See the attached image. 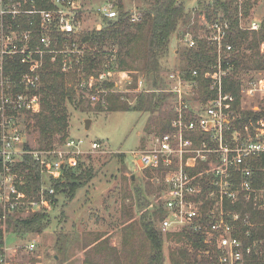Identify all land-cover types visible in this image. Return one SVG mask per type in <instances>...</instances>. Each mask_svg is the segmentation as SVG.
<instances>
[{
  "label": "built area",
  "instance_id": "obj_1",
  "mask_svg": "<svg viewBox=\"0 0 264 264\" xmlns=\"http://www.w3.org/2000/svg\"><path fill=\"white\" fill-rule=\"evenodd\" d=\"M123 3V2H122ZM84 13V14H82ZM119 13V0H0V207L2 221L8 214L18 213L26 206H37L45 195L52 202L54 189L49 184L41 186L39 201H27L24 192L16 185L18 175L15 165L24 155H31L45 166V178L58 179L64 168L76 164L75 157L86 152L95 153L101 144L83 139L67 138L62 151H33L23 147L22 134L17 122L31 114L40 105L41 69L46 56L55 62L62 57V73L70 72L72 55L80 56L85 46L78 48L77 37L82 34L83 17L95 16L113 20ZM131 21L139 22L138 10H130ZM262 20L253 19L247 30L257 32ZM206 25V24H205ZM102 22L95 25L101 30ZM205 38H194L183 33L179 42L182 48H193L203 39L216 51L217 63L203 77L209 80L208 91L214 98L206 102L196 99L200 84L196 79L187 81L180 70L169 71L167 92L174 94V118L169 132L155 135L147 149L132 151L139 170L164 169L159 179L162 187L160 206L165 216L159 220L161 233L192 230L203 236L204 243L213 246L217 264H242L252 254L261 253L264 240L245 247L236 236L241 220L240 212L226 209L225 203L244 202L261 211L264 208V188L252 184L256 165L264 171V115L241 129H233V121L239 117L233 107L235 98L224 92V78L232 73L229 62L232 46L224 40L228 29L226 20L207 23ZM85 47V48H84ZM259 51L264 54V41ZM76 57V58H78ZM18 62L24 68L16 79L6 72V62ZM226 61V68L223 62ZM79 63V59L75 64ZM79 69V68H77ZM117 70L104 68L98 73L99 81L119 74ZM192 76H199L195 69ZM89 80H93L91 76ZM259 84L240 89V111L264 112L257 107H245L243 98L250 99L256 93H264V79ZM144 85V89H141ZM88 84H77L87 90ZM137 91H150L144 81H137ZM187 114L190 118L187 119ZM88 149L85 150V148ZM204 164L202 170L207 190L194 185L186 169ZM205 192V193H204ZM51 196V197H50ZM39 211H32L35 213ZM21 213V212H20ZM30 213V214H31ZM248 218V217H247ZM245 223L250 226L249 221ZM264 233V222L259 225ZM29 251L34 244L27 246ZM0 264H6L3 255Z\"/></svg>",
  "mask_w": 264,
  "mask_h": 264
},
{
  "label": "rangeland",
  "instance_id": "obj_2",
  "mask_svg": "<svg viewBox=\"0 0 264 264\" xmlns=\"http://www.w3.org/2000/svg\"><path fill=\"white\" fill-rule=\"evenodd\" d=\"M122 1L124 9L129 11H139L149 2V0ZM238 2L244 3L245 0ZM183 4L186 11L183 18L185 22H179L176 33L171 37L169 52L160 61V75L166 82L167 72L180 70V66L183 65L181 58L183 46L179 42L182 34L190 33L194 38L206 36L209 21L205 17L204 7L211 4V0H184ZM248 15L240 19V27L244 30H247L253 19L264 20V0L254 4ZM222 19V13L218 11L216 20ZM91 22L90 16H84L83 28ZM85 51L91 49L86 47ZM85 51L75 59V61L79 59V63L75 64L74 61L72 67L80 64V58ZM240 54L245 64L243 69L237 72L240 84L243 88L259 84V80L264 79V72L252 68L253 50L242 48ZM135 64L139 66L140 63ZM100 67L102 68L88 75L80 64L79 69L64 73L75 75L67 81L75 94L66 104L69 114L66 137H56L53 149L62 151V144L67 138L83 139L86 144L96 141L101 144V149L95 153L86 152L75 157L76 164L70 170L81 174L82 186L75 192L73 199L59 193L50 202L44 195L39 205H28L24 210H19L18 213L21 212L20 216L23 217H27L32 211L47 213L48 221L41 233L18 237L7 229L6 220L2 221L6 264H85L84 260L89 255L93 258V264H144L148 245L138 235L140 213L148 208L150 214L160 206L161 177L152 170H139L131 152L150 146L156 134L153 126L150 132L146 126L159 112L157 110L126 112L117 109L118 105L134 106L139 94L142 93L137 91V81L141 79L145 87L148 85L151 88L148 84L150 79L141 71H136L119 73L108 77V80L99 81L98 73L104 68L117 70L114 56L108 58L105 55L104 63ZM91 76L93 80H89ZM83 81L84 84H88L87 90L77 87V84ZM105 82L113 84V87L104 90L97 87ZM141 89H144V85ZM109 101L112 102L111 107ZM243 104L248 108L257 107L264 110V93H256L253 98L246 100L243 98ZM173 106V99H168L161 109L166 111ZM85 120L91 121L89 129H85ZM17 125L21 130L23 146L27 144L33 151H43L39 150L38 131L34 120L24 116L18 119ZM88 172H91L90 176L86 175ZM56 175L52 179L56 180ZM136 189L141 193L142 203L138 201ZM53 202H56L55 206ZM150 219L158 230L160 217L155 215ZM167 234L162 233L163 264H170V251L179 246L176 240ZM30 244H34L32 251L27 249ZM205 245L209 250H214L212 245ZM87 246L99 248L103 246L101 248L103 254L97 257L94 255L97 247L89 252ZM209 250L202 251L201 257L208 255Z\"/></svg>",
  "mask_w": 264,
  "mask_h": 264
},
{
  "label": "trees",
  "instance_id": "obj_3",
  "mask_svg": "<svg viewBox=\"0 0 264 264\" xmlns=\"http://www.w3.org/2000/svg\"><path fill=\"white\" fill-rule=\"evenodd\" d=\"M183 1L149 0L148 5L139 10L141 20L132 22L130 11L124 9L123 1L119 0V13L115 19L102 21L94 14L91 24L85 26L84 31L76 40L78 48L85 46L89 50L91 49V51H85L86 53L80 58L81 67L88 75L102 68L100 66L104 63L105 55H107L108 58L115 57L116 69L120 73L141 71L149 77L150 83L148 84L151 88L148 85L147 88L150 91L140 93L134 106L118 105L119 108L117 109L126 112H154L157 110L159 114L146 126L148 132L153 126L156 135L169 132L171 121L175 116L172 107L166 111L161 109L168 99L174 98V94L166 91L168 86L165 78L160 75V61L169 52L171 37L176 33L179 22H182L186 15ZM258 1L245 0L241 4L238 0H211V4L204 7L205 17L209 23L216 21L218 11L222 13L223 20L228 23L224 42L232 46L229 62L233 65V69L232 73L224 78L223 84L224 92L235 98L233 107L238 111L239 117L232 123L233 129L238 130L264 115V112L254 113L239 110L241 84L237 78V72L245 66L240 56L242 48L253 50L252 68L264 72V54L259 51L260 44L264 41V20H262L260 29L257 32L247 31L240 27V19L249 16V9ZM99 22H102L103 27L98 31L95 29V25ZM76 57L78 56L72 55V65H74ZM181 58L183 65L180 66V71L183 78L187 81L196 79L200 84L199 95L194 100L200 99L206 102L214 98V94L207 89L209 80L205 79L203 75L217 63L215 48L209 42L199 40L195 47L183 48ZM61 60V56H58L55 62H51L49 56L45 57L41 69L40 105L31 114H27V118L34 120V125L38 131L39 150L43 151L53 149L56 137H66L69 118L66 104L73 99L75 94L74 89L67 84L68 78H74L75 75L62 73ZM136 62L140 63L139 66H136ZM80 64L76 65L74 69L80 68ZM222 64L224 68L227 67L226 61ZM5 68L7 74L13 79H16L20 72L24 70L16 61H7ZM195 69L199 72L197 77L192 76V71ZM99 85L97 87L101 90L113 87V84H106V82ZM109 102L111 107L112 102ZM189 118L190 114H187V119ZM23 147L30 150L27 144ZM204 168V164H198L194 168L186 169V172L194 185H200L206 191L207 185L202 172ZM255 168L252 184L255 188H264V171L259 169L258 165ZM44 169L45 166L36 162L29 154L24 155L22 161L15 165V172L18 175L16 185L20 191L24 192L26 200L39 201L43 184H49L54 189L55 195L64 193L70 199H73L75 192L82 186L81 174H76L75 171L64 168L58 179L47 180ZM164 171V169H158L155 172L162 177ZM86 175L90 176L91 172ZM136 192L138 201L141 202V193L138 189H136ZM55 195L50 196L51 199ZM55 204L56 202L53 205L55 206ZM225 207L240 212L241 220L236 236L243 241L245 247L264 240L263 230L259 227L264 222V208L257 211L252 205L242 201L234 205L226 202ZM148 214V208L140 213L138 226L140 231L138 235L148 245L144 264H163L162 233L155 229L150 217L158 215L161 220L165 216V212L159 206L156 211L149 214L150 217ZM2 216L3 210L0 207V256L3 255L4 248V235L1 230ZM5 220L7 229L20 237L31 233H41L48 221V215L46 212L40 211L23 217L16 212L8 214ZM245 220L249 221L251 225L248 226ZM167 235L179 244L178 247L170 251V264H217V255L212 249H208L204 244L203 236L200 234L192 230H185L179 233H168ZM95 247L97 246H87L86 248H89L87 251L90 250L89 252H91V249ZM101 248L99 246L96 248L95 256L100 257L103 254ZM208 250L209 254L201 257L200 253ZM84 263L93 264V258L89 255L88 258H85ZM242 264H264V248L261 253L252 254Z\"/></svg>",
  "mask_w": 264,
  "mask_h": 264
},
{
  "label": "water",
  "instance_id": "obj_4",
  "mask_svg": "<svg viewBox=\"0 0 264 264\" xmlns=\"http://www.w3.org/2000/svg\"><path fill=\"white\" fill-rule=\"evenodd\" d=\"M90 124H91L90 120H85L84 122L85 129H89Z\"/></svg>",
  "mask_w": 264,
  "mask_h": 264
}]
</instances>
